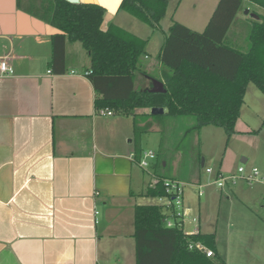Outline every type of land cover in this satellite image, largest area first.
Returning a JSON list of instances; mask_svg holds the SVG:
<instances>
[{
    "label": "crops",
    "instance_id": "0c3cea01",
    "mask_svg": "<svg viewBox=\"0 0 264 264\" xmlns=\"http://www.w3.org/2000/svg\"><path fill=\"white\" fill-rule=\"evenodd\" d=\"M120 1L80 0L105 8L103 29L110 23L138 28L119 9ZM218 1L167 0L162 20L168 16L202 31ZM53 2L0 0V57L12 68L0 75V264H136L134 207L149 204L145 190L166 163L155 157L142 168L135 160L140 148L132 117L98 114L85 75L90 59L79 41L66 40L63 70L52 66L56 29L43 18L42 7ZM259 7L243 0L230 40L239 43L254 19L248 13L264 14ZM260 168L264 172V162ZM149 171L153 179L144 186ZM216 177L208 175L202 183L196 171L187 184L215 188L223 196L225 239L220 241L218 227L209 230L203 218L188 231L214 234L225 264H264V218L254 209L258 203L262 210L264 184L227 181L219 187ZM244 240L245 258L237 249Z\"/></svg>",
    "mask_w": 264,
    "mask_h": 264
},
{
    "label": "trees",
    "instance_id": "16d2710c",
    "mask_svg": "<svg viewBox=\"0 0 264 264\" xmlns=\"http://www.w3.org/2000/svg\"><path fill=\"white\" fill-rule=\"evenodd\" d=\"M249 1L264 9V0ZM242 2L219 0L200 32L172 20L168 31L163 32L157 55V79L164 92L136 88L138 60L147 40L113 23L103 29L105 8L95 3L54 0L50 7H42L43 18L56 29L51 37V64L63 70L66 40L79 41L90 59L87 77L96 94V110L108 108L130 115L135 135L147 130L140 122L148 117L170 115L193 116L197 128L217 126L230 137L236 132L247 84L253 82L264 94V14L250 20L245 45L228 36ZM119 9L162 31L167 0H121ZM152 107H163L164 112L152 115L135 111ZM141 153V149L135 151L136 161ZM164 178L169 177L157 174L145 195H164ZM163 217L158 204L135 205L136 264H225L217 252L214 234H186L182 227L165 226ZM190 241H200L213 255L190 249Z\"/></svg>",
    "mask_w": 264,
    "mask_h": 264
},
{
    "label": "rangeland",
    "instance_id": "374dc122",
    "mask_svg": "<svg viewBox=\"0 0 264 264\" xmlns=\"http://www.w3.org/2000/svg\"><path fill=\"white\" fill-rule=\"evenodd\" d=\"M184 9L181 8L180 10L183 17L186 15ZM257 9L264 13L263 8L259 7ZM253 14V11L248 13L251 18ZM124 15L138 27L135 28L128 24L125 25L124 29L132 30L130 32L135 35L138 33L143 36V39L147 40L144 53L138 60L140 71L136 73L135 86L138 89L151 88L153 80L159 76L157 55L163 42V30L164 32L168 31V26L172 23V20L168 16L165 17L161 22L162 31H152L150 26L144 22L130 14L124 13ZM180 19L186 20L182 17ZM139 28H142V31ZM247 33L246 31V34L240 35L239 44H246ZM135 111L150 113L149 108H139ZM152 118L148 117L142 123L140 122L141 125L146 124L147 130L134 135L133 138L142 151L152 150L158 161H165V166H160L159 171L163 175L170 178L173 176L174 179L177 178L185 183H190L197 171L203 180L202 183H204L208 175L218 173L223 176L237 174L239 166H242L245 170L252 167L262 170L260 164L264 162V94L253 82L247 84L244 103L240 108L239 117L235 124L236 132L230 137H227L225 131L217 126L207 125L197 128L193 116L163 115L162 119L158 121L157 119L152 120ZM253 130L255 131L253 132ZM242 158H247V161L242 163ZM202 161L203 166H201ZM206 168H209L212 173H207ZM150 173V171L145 173L144 186H146L149 179H153ZM238 181L244 180L236 179L234 182ZM228 183L233 185L231 181H228ZM196 186L190 184L184 186L185 206L189 205L191 210L190 216L184 219L183 231L186 233L192 232L188 230L194 229L199 224V220L201 221L203 218L204 224L209 226V230L213 231L218 227L220 241H223L226 226L222 225V213L226 202L225 200L220 202L219 199H223V196L219 197V191L213 190L215 188L211 190L210 187H203L205 194L198 197ZM157 201L156 197L148 196L145 198L147 203H157ZM202 203H205L203 216L199 218L198 207ZM254 209L256 213L264 218L258 203ZM193 217L197 218L196 223L192 222ZM247 247L248 243L241 244L239 241L237 249L243 258H245ZM216 248L221 253L222 245L219 247L216 245Z\"/></svg>",
    "mask_w": 264,
    "mask_h": 264
},
{
    "label": "built area",
    "instance_id": "2783aa9c",
    "mask_svg": "<svg viewBox=\"0 0 264 264\" xmlns=\"http://www.w3.org/2000/svg\"><path fill=\"white\" fill-rule=\"evenodd\" d=\"M12 72V68L5 57H0V75H8ZM88 71L85 72V75ZM99 115H110L112 111L108 108L98 110ZM156 154L152 150L142 151L138 164L147 169L151 160L155 159ZM206 172L210 173L211 170L206 168ZM236 179H243L249 184L262 183L264 184V172L257 167H252L249 170H245L242 166L237 169V174H229L223 176L221 173L217 174L215 183L222 187L227 181L234 182ZM163 183L165 186V194L157 197L158 205L164 210V217L162 219L165 226H178L183 227L185 217L190 216V208L184 204V186L187 184L183 181L174 178H164ZM203 186L198 184V195L204 193ZM264 211V205L262 207ZM192 222L196 223L197 218L193 217ZM183 229V228H182ZM186 233V232H185ZM193 234V232L186 233ZM190 249H196L205 253L206 256H212L213 251L207 248L200 241H190L188 243Z\"/></svg>",
    "mask_w": 264,
    "mask_h": 264
},
{
    "label": "water",
    "instance_id": "95a60500",
    "mask_svg": "<svg viewBox=\"0 0 264 264\" xmlns=\"http://www.w3.org/2000/svg\"><path fill=\"white\" fill-rule=\"evenodd\" d=\"M66 1H68L70 3H78V2H80V0H66ZM244 13L247 14L248 13V9H245ZM252 16H254L255 18L257 17V15H252ZM150 91H152V92H164L165 89H164L163 84H162L161 81H159L158 79H154L153 82H152V87L150 88ZM163 112H164L163 107H152L150 109V113L152 115H160ZM244 161H245V159H242V162H244ZM202 163H203V161H202Z\"/></svg>",
    "mask_w": 264,
    "mask_h": 264
}]
</instances>
